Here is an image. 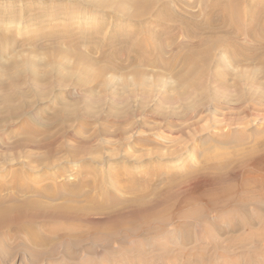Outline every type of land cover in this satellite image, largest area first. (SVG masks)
<instances>
[{
  "label": "rangeland",
  "instance_id": "rangeland-1",
  "mask_svg": "<svg viewBox=\"0 0 264 264\" xmlns=\"http://www.w3.org/2000/svg\"><path fill=\"white\" fill-rule=\"evenodd\" d=\"M138 1L0 0V133L5 131L0 138V174L9 168L7 163L13 165L11 168L24 163L37 165L33 159L42 150L31 149V156L27 158L22 149L14 146L23 136L21 121L48 130L54 136L62 130L68 133L78 130L77 137L65 139L66 145L75 146L77 140L86 141L91 150L81 161L93 160L98 172L104 173L105 178L111 176L109 190L117 199L125 202L144 191V198L149 202L144 206H133L118 216L122 225L115 227L116 237L106 247L101 241H91L89 236L96 234L88 231V242L77 247L76 257L70 259L63 243L36 254L38 258L32 257L29 252L35 249L26 247V237L17 235L8 227H0V264H248L247 258H252L254 264H264V221L257 220L264 218V211H257L255 203L245 207L236 201L230 206L220 205L207 211L201 222L182 218L187 222L181 226L179 220H174L160 229H153L150 224L139 220L147 211L166 205H172L173 211L208 206L212 200H207L206 195L230 187L241 194L246 191L240 184L249 179L250 174L259 172L252 161L264 159V74L256 60L232 63L226 55L218 62H210L211 66L208 62H198L196 72L208 71L202 82L192 79L181 83L178 76L188 70L180 60L186 48L177 50L173 46L186 44L201 35L188 38L176 33L170 37L169 28L161 25L155 28L159 31L154 27L151 32L143 31L144 27L140 31L139 21L129 19L134 12L143 9V4L139 2L138 5ZM153 5L154 8L161 7L158 2ZM170 6L176 12L197 14V20L204 18L201 0H170ZM147 8L150 10L146 13L153 15V7ZM125 10L131 15L128 16ZM152 19L149 16L148 21L142 22L151 26ZM79 27H84L83 32L92 36L71 41V38H78L75 29ZM171 29L172 34L174 29ZM126 34L136 36L134 43L146 44L142 52L151 60L157 54L155 44L161 43L160 55L164 61L173 60V67L135 63L137 58L131 55V59L114 60L120 62L118 69L104 74L108 86L104 83L96 85L86 78L85 85L75 84L76 77L81 75L79 71L61 78L79 64L86 65L94 74V70L105 63L102 56L108 43L118 53L127 50L130 44ZM243 39H239L241 44L255 43L254 39ZM66 45H71V51ZM54 62L59 64L57 69L65 73H57L52 65ZM132 64H138L145 73L140 85L134 82ZM251 77L258 87L233 85L239 78ZM219 78H224L226 87L216 84ZM156 93H162V97L175 93L185 96L169 102L155 97L153 94ZM17 125L20 127H16L15 132L12 128ZM78 126L82 127L81 130ZM203 138H207L205 142ZM58 155H62L61 159L68 157L62 153ZM167 180H174L170 189L165 187ZM126 182L132 185L126 187ZM161 189L169 191L164 195L159 192ZM151 191L156 195L159 192L158 196ZM251 210L259 215L254 220ZM235 212L243 213L244 216L239 215L249 219L247 226L251 228L246 226L247 229L219 232L220 227L241 219L239 215L235 216ZM93 218L103 222L110 219L106 216ZM30 238L38 244L44 239L42 235ZM85 246L89 247L88 250L83 248ZM202 253L206 255L203 260L199 259Z\"/></svg>",
  "mask_w": 264,
  "mask_h": 264
},
{
  "label": "bare ground",
  "instance_id": "bare-ground-1",
  "mask_svg": "<svg viewBox=\"0 0 264 264\" xmlns=\"http://www.w3.org/2000/svg\"><path fill=\"white\" fill-rule=\"evenodd\" d=\"M130 2L131 1H129V3ZM139 2L143 4V9L137 11L136 13L134 12L132 18H130L131 16H129L131 14H128L127 11L126 10L125 11L129 16V19H132L134 21L136 20L139 21L138 29L140 31L143 30L144 27L143 31L151 32L153 30V27L155 29L161 25L160 27L162 28L167 27V30L169 28L170 37L171 36L173 37L174 35H176V33H180L183 36H187L188 38H190L191 36L199 37V35H201L200 38L198 39L193 38L194 40H188L186 44L176 43L175 46L172 45L173 47L178 48L177 50H179L181 47L186 48L180 60L185 64L188 70L186 73H183L182 75L178 76L177 80L178 79L181 80V83L182 80L186 81L192 79H194L196 82H202L203 81L202 79L205 76V72L208 71H205L204 69L205 72H200V71L196 72L195 67L198 66L197 65L198 62L201 61L202 63V61H204L210 64V62L211 63L215 61L218 62V60H220V57H222V59L226 58V55L229 57V61L232 63H236L239 61H246V59L256 60L257 63H259V67H261L262 69L261 71H263L264 74V0H201L203 5L201 11L202 14L204 15V18L201 20L195 19V17L198 16L195 13H191V15H187L184 12H176L171 8L170 0H144V1L139 0L138 3ZM157 2L159 5H161L160 8L158 7L154 8L153 4ZM97 3H98L97 5H99V2ZM103 4L105 3L102 2V5ZM138 5H140V3ZM145 6L153 7L152 8L153 15L147 14L149 13L148 11L150 10V8H147ZM119 9L121 10V8ZM248 14H250V16ZM253 14L256 15L257 17L256 16L253 17L252 16ZM149 16L153 17L151 21L152 27L149 24H147L148 22L147 23L142 22L144 20L145 22L148 21L147 19ZM171 28L174 29L172 34L170 33ZM67 29L69 30V27ZM81 29L82 28L80 27L79 29H75V33L77 34L76 36L78 38H71L70 39L71 41H74V39H78V41H82L83 38L89 39V37L92 36L91 33L87 35L83 32L84 27L82 30ZM158 29L157 30L155 29V31H159ZM164 30L166 31V29ZM136 31H134V34H136L135 33ZM126 37L128 38V45L129 44L130 45L129 47H127V50L125 49L122 52L120 51L119 53L116 52L117 49L115 50L111 46V44L108 43V46H106L107 49L103 50V56H102V60L105 61V63L101 64V66H99V68L96 71L94 70L96 68L94 69L92 68L95 72L94 74L93 71L91 73L90 69L86 65L82 66L79 64L78 66L71 67V69L66 71V73L63 72L65 73L64 75L62 71L60 72V70L57 69L59 64L54 62V64L52 65L56 68L55 70H57L56 71L57 73L63 74L61 78L64 79L66 77L71 76L72 72L76 74L77 71H79L78 74L81 75L79 77H76L77 79L75 80V84L77 85H85L83 84L85 82V78L91 79L93 83H96V85L103 83L106 84L107 78L104 76V74H107L106 72L108 70L118 69L119 67L118 65L120 62L116 63L114 62V60H117L119 58L131 59L130 57L134 56L137 58L135 63L137 62L145 63L147 65H153V66L159 64V65H164L167 68L173 67L171 65V62L173 60L169 59L167 61H164L162 59L160 55L161 54L160 51H162L163 49V47L160 45L161 43L156 42L157 44H155V46L153 45L155 47L157 54L156 57L151 60L146 58L145 55L143 54L144 52H142L143 47L146 46L144 42L139 43L138 41L137 43H134L133 40H135L136 36L135 38H133L132 34L127 35ZM241 38H244L243 40L247 39V41L250 39H254L255 43L248 44L245 42L246 44L244 43L241 44V42H239L240 41L239 39ZM57 46L59 45H56V47ZM70 46L71 45L68 46L69 50H70ZM154 47L152 49H154ZM187 49H189V51H187ZM55 51L57 50L55 49ZM245 51H247V53ZM80 54L82 53L80 52ZM174 54L175 53H173V55ZM222 59L221 61H223ZM89 65L91 66L92 64ZM211 65L212 64H210V66ZM201 68L199 67V69ZM132 71L134 73V77L136 80L134 82H137V84L139 83V85L142 84L143 83L142 79L145 78L144 76L145 73L143 74V71L140 70L138 64L137 65L135 64L132 67ZM194 71L196 72V74L194 73ZM33 72H35V70H33ZM256 77L255 79H257ZM223 79L219 78L217 80L219 81V83L216 84L218 85L221 84L225 86L226 84H224ZM92 82L91 84H93ZM87 83L89 84V81ZM153 83L154 82H152V84ZM247 84L253 86V88L259 86L255 81L253 82L252 77L251 79L239 78L238 81L233 85L236 87H241L243 85L246 86ZM159 93L153 95L159 99L162 98L165 101H169V102H174L175 100H179L183 98V96H185L175 93V95L173 96L162 97L161 96L162 93L161 94ZM6 101L8 102V100ZM77 119H81V118H77ZM60 123H63V121L60 120ZM30 124L31 123H29L28 121H21L20 123L21 127L17 125L15 126V128H12L15 132L18 129L16 127H20L22 128V130H24L22 138L16 141L14 143V146L16 148L22 149L23 152L26 153L25 157L27 158L31 156L30 155V153H32L31 149H37L42 151L38 155H36L37 156L36 159H33L35 160L37 165L24 163V165L22 166L19 165L11 168L13 165L7 163L10 169L9 168L5 169L4 174L3 173L0 174V227H8L11 230H13L17 235L26 237L28 239L26 243V247L28 249H32V248L35 249V251L29 252V254L32 257L34 256L35 258H38L36 254L45 252L48 250L47 248L57 245L58 243H63L65 245L66 256L69 257V259L70 257L74 258L77 255L76 248L79 246L86 245L85 243L88 242L89 237L91 241L94 242L101 241L104 247H106L107 245L110 244V242H112V239L116 237L115 233L113 232L115 231V227L122 225L121 223L119 224L120 219L118 216L133 206L137 207V206H141V205L144 206L145 204L146 205L149 204L148 200L144 198L145 192L144 191H141V193L139 192L138 196L136 194V197H131L128 201L125 202L119 201L116 195L114 194V192L109 190V183L110 180L112 179L110 178L111 176L105 178L106 176L104 175V173L98 172L99 170L96 168L97 167L96 164L93 163L95 161L89 160L86 163H83V161H81L83 160V156H85V154L91 150L90 146L87 145L86 141L84 142V140H77V145L75 146L66 145L65 139H67V137H71V138L77 137L75 135L77 134V132L79 133L78 130L73 131L74 133L72 132L68 133L67 131L62 130V132H59L58 135L54 136V135H50L48 130H41L36 127H33ZM79 128L81 130L82 127ZM4 134L5 131H1L0 138L3 137ZM206 139L207 138L205 139L203 138V142H205ZM26 148L30 150H27ZM59 153L66 155V157L68 156L67 159H61L62 155H58ZM253 153L254 151L251 152V154ZM175 155H172V157H175ZM67 161H71V163L66 164ZM252 163L256 165L255 167L259 169V172L250 174V176H248L249 179L245 180L243 183L240 184V187L244 191L246 190L242 194L240 192H237L238 190L236 191L234 188L230 189L231 188L230 187L227 188V190L223 189L220 190V192H215L214 194L206 195L207 200L209 199L212 200L208 204V206L202 207L198 205L194 209L193 207L192 209L189 210L188 208L185 210L184 208L183 209L180 208L178 211H173L172 210L173 208L171 209L172 205H166L155 211L146 210L147 212L142 215L143 218L142 219L140 218L139 220H142L143 224H147V225L150 224V226L153 229H160V227H163L174 220L177 221L179 220L180 222L178 223V225L181 226L183 223L187 222V221L186 222L183 221L182 218L184 220L192 219L201 222L204 219L206 215L205 213H207V211L213 210L214 208L220 205L230 206L229 204H231L234 201H236V203H239L241 207L242 206L245 207L247 205H250L251 203H255L257 211L259 212L264 211V159H256L252 161ZM124 169L125 168H123V170ZM191 172H189V174H192ZM167 177H169V175ZM173 182L174 180H169V181L167 180L165 185L166 189H170L171 187L170 185ZM124 185L125 186L128 185L129 187V185L132 184L126 182L124 183ZM132 187L134 188V186ZM137 190H141V189H137ZM163 190L161 189L159 190V192L161 191V194L165 193L164 195H166L167 192L169 191L168 190L167 192L166 191L164 192ZM1 191H5V193L2 194ZM152 191L151 193L153 194L154 192ZM159 192H157V195L156 194L153 195H156L157 197ZM133 193L135 194L134 191L132 192V194ZM151 193L149 192L148 194L151 195ZM151 199H153V197ZM240 213L235 212V216L236 214L238 216ZM250 213H254L253 210H251ZM241 214L244 216L243 213ZM93 216H101V217L106 216L107 219L109 217L110 219L105 220V222H103L102 220L94 219ZM256 216L259 215L254 213L253 216L251 217L254 220ZM261 219L262 221H264V218H257L259 222L261 221ZM248 220H249L248 218L241 217V219H239V221L237 222H233L231 224L225 225L224 227H220L219 232L238 230L239 228L242 227L246 228V226L249 224ZM123 226H127V225L123 224ZM85 229H87V231H85ZM88 231L93 232V234L96 235L88 237L87 236ZM105 232L111 234L105 235ZM33 235H42L44 237L43 242L38 244L34 242V240L32 241L30 237H33ZM55 235H59V236L56 238ZM83 248H85V250H88L89 247L85 246ZM51 251H53V247ZM204 257H206L204 253L199 255V259L201 260H203ZM247 259L249 261L248 264H254L253 260H251L252 258H247ZM83 262L85 263L84 260Z\"/></svg>",
  "mask_w": 264,
  "mask_h": 264
}]
</instances>
